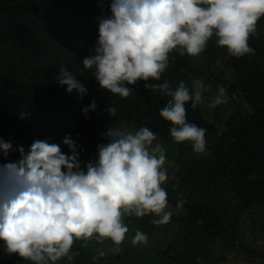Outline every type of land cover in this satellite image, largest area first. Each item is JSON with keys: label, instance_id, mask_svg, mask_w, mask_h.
Here are the masks:
<instances>
[{"label": "clouds", "instance_id": "obj_1", "mask_svg": "<svg viewBox=\"0 0 264 264\" xmlns=\"http://www.w3.org/2000/svg\"><path fill=\"white\" fill-rule=\"evenodd\" d=\"M91 2L95 31L81 72L93 83L86 87L79 75L64 67L56 81L69 94L81 98L90 94L91 104L81 111L85 116L104 114L102 129L89 137L101 143L87 161L70 136L52 138V129L45 124L39 138L46 141L34 140L25 150L20 147L18 155L6 156L12 144L0 139V260L70 262V252L79 244L87 251L92 239H110L112 248L119 246L129 231L125 217L168 224L173 213L163 185L172 183L179 166L168 156L167 141L157 140L146 126L138 130L128 126L114 105L125 103L134 87L169 97L159 115L172 125L170 136L177 143L190 142L196 153H205L206 129L187 122L185 105L191 101L196 108L203 101L205 85L212 89L200 79L192 81L191 90L184 81L173 87L164 74L172 64L170 55L201 60L211 54L212 46L221 47L226 58L255 55L248 42L264 17V0ZM104 100L111 103L105 111L112 118L100 110ZM226 102V89L220 86L208 105L211 119L205 115L206 120L213 124V108ZM183 203L179 201L177 209ZM147 242L139 230L131 241L134 246ZM107 255L98 250L93 262Z\"/></svg>", "mask_w": 264, "mask_h": 264}, {"label": "trees", "instance_id": "obj_2", "mask_svg": "<svg viewBox=\"0 0 264 264\" xmlns=\"http://www.w3.org/2000/svg\"><path fill=\"white\" fill-rule=\"evenodd\" d=\"M92 9L91 0H0V139L12 144L6 156L20 154L34 140L46 141L39 138L45 124L52 138L70 136L87 161L94 157L101 142L89 137L102 129L104 114L85 116L81 110L91 104L90 94H69L56 81L64 67L86 87L93 83L81 72L95 31ZM248 43L255 55L226 58L219 46L201 60L170 55L164 74L173 87L184 81L191 90L200 79L217 94L220 86L226 89L227 102L213 108V124L200 104L185 105L187 122L206 129L203 154L170 136L172 125L159 115L169 97L134 87L125 103L114 105L128 126H146L169 144L168 156L179 166L172 183L163 185L171 220L154 225L152 218L125 217L129 231L119 246L92 239L87 251L79 244L70 262L58 264H221L230 253L247 264H264V248L249 241L252 230L264 235V17ZM107 102L100 110L112 118ZM137 230L147 235V244L131 243ZM98 250L108 255L95 263ZM0 264L28 263L11 257Z\"/></svg>", "mask_w": 264, "mask_h": 264}, {"label": "rangeland", "instance_id": "obj_3", "mask_svg": "<svg viewBox=\"0 0 264 264\" xmlns=\"http://www.w3.org/2000/svg\"><path fill=\"white\" fill-rule=\"evenodd\" d=\"M205 85V84H204ZM206 90H202V95H203V101L200 103L206 114L208 115V118L211 119V112L212 108H210L208 105L209 103L215 98L214 92L208 88L207 85H205ZM223 128V127H222ZM249 224H251L250 220H246ZM250 239L249 241L258 244L260 247L264 248V235L260 233L254 232V230L250 231ZM222 252L218 250L216 256H221ZM221 264H247L246 261L244 260V257L239 258L238 254L236 253H230L227 256L226 262L221 263Z\"/></svg>", "mask_w": 264, "mask_h": 264}]
</instances>
